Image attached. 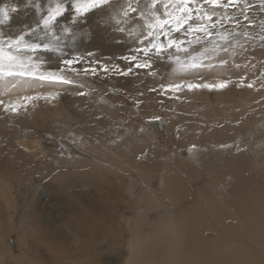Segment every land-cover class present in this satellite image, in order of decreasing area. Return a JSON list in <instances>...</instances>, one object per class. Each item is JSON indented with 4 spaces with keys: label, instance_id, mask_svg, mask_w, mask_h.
Wrapping results in <instances>:
<instances>
[{
    "label": "rangeland",
    "instance_id": "rangeland-1",
    "mask_svg": "<svg viewBox=\"0 0 264 264\" xmlns=\"http://www.w3.org/2000/svg\"><path fill=\"white\" fill-rule=\"evenodd\" d=\"M126 1L127 4L124 5L126 11L130 13L138 12L137 0H132V2H130L131 0ZM165 1L167 2V0H158L157 7H161V3H166ZM224 2L228 3L229 6L227 8L217 7L215 9L217 17H215L214 20L219 17H232L231 20H226L224 22L221 31L228 34L229 40L232 43L239 41L240 44L244 45V48L241 49L239 45H237L233 55L225 56L224 53L219 54L220 57L229 61L227 66H220L219 59L214 54H209L205 58L197 57L196 62L202 63L205 66L194 69L189 68L187 71H177L173 77L172 75L175 73L173 69H175L177 65L173 60L169 59L168 56L169 53H176L175 48L168 49L159 56L150 54L152 68H136L135 63L130 59V57L135 54L138 57V61L143 62L141 59L143 53L138 52L137 49H142L151 40V38H148L144 43H141L139 40L140 37L141 39L144 38L143 33L147 31L144 27V19L141 16L144 11H140L137 15L134 14V20L137 21H134V23L128 22L129 18L123 15L120 16L122 20L117 18L119 22H123V20L127 21V26L122 24H120V26L122 30H127L128 39L113 46V48L116 49L108 51L103 49V47L99 48L95 45H88L86 40H82L83 37L81 33L96 29V25L101 24L99 21H102L105 17L106 7L111 3H104L95 7L87 14L82 15L84 17L93 16L95 18V26L85 23L86 26L84 28L73 31L66 21L61 20L64 18V13L47 26L41 23L42 19L49 14V10L57 4L62 5L66 10L72 8L71 10L75 11L73 0H0V44L3 46L2 49H0V62L9 64L13 70H15L19 69L15 64L16 61L22 63L27 60L25 57L26 55L31 56L33 59L36 53H40L43 55H41L43 60H40L38 63L44 66V70H42L43 72L40 74H37V71L32 69L31 71L36 76H47L50 73H54L57 77L63 76L72 81L71 84L47 82L46 84L49 83V86L53 87L55 84V88H57L55 89L53 87L49 90H53L54 93H56L53 94L54 98H52L48 91L37 89L36 84L40 83L41 87L42 83L45 84V81L29 80L25 83L21 78L15 76L0 79V190L1 188H5L7 190L6 192L10 193L9 196L0 201V218H2L0 232L4 231L3 233L6 235V237H4V235L2 236L5 243L0 245V255L4 251V262L6 264L22 263V261H17L21 253L17 234L22 235L23 228L29 230L32 226V221L26 218L30 210L26 212V207H24L25 201L27 200L32 204V202L35 203L37 197L42 198V201L46 200L47 203L43 201V204H37H39L42 215L49 214V205L59 200V195L57 194L55 198L47 196L48 194L44 195L43 189L47 188L45 185L47 182H54L56 180L55 174L59 172L57 173L55 171L59 168L64 171L71 169L65 166L60 167V165L72 160L77 161L80 157L82 159H93L92 157L85 158L84 156L85 152H89V154L92 155L90 151L85 149L86 143L81 145L82 141L80 139L85 140L84 135H93L96 139H94L92 143L97 144V146H101V143L106 146L115 143L116 145H121L123 150H126L138 148L140 142H142L141 137L149 135L148 131L150 130V126L160 127L161 129L157 133L158 140L160 141L158 148L161 152L165 153L162 156L166 157L168 164H175L176 162V165L179 164L178 169L181 171H185V168L192 172L195 171V174L200 176L201 179L195 180L198 178L195 176L193 177L192 183L199 188L200 192L202 191L201 193L207 189L213 209V212H209L206 207L207 213L204 212L202 207H204V201L207 203L208 199L205 197L203 199L199 198L197 190H193L195 195H197L194 200L195 203L201 204V207H196L198 220L195 224V229L201 233V237H205V239L209 241L213 240L215 244L221 243L219 235L222 237L224 235L225 237H227V235H233V233L241 235L239 241L242 240V244L244 243L243 246H237V244L233 242L232 248H234V250L231 257L218 258H228L227 261L229 263L230 260L231 264L235 262H239L240 264H264V229L262 230L263 233H261L260 230H256L254 226L251 228L249 226L250 222L246 221V219L245 223H239L240 219L246 218L244 216L245 211L242 209L244 205H242L241 200L238 202L237 198L231 196L227 191L229 183L224 186L225 182H221L217 179L220 176L226 175L225 178H227L231 184L229 188L232 189V191L238 189V194L242 191L241 196H246L244 202L250 200L248 199L250 197L253 199H260L259 202L264 198V189H262L264 188V91L262 88L258 91V94L254 91L255 81L258 87L260 83L261 86H264V41L260 39V36L264 35V32H261L259 27L260 22L264 21V11L260 8V0H224ZM174 7L175 5L168 8L167 11L172 12ZM189 7L190 12L186 15H191L192 19H190L187 24H182L179 30H176V21L172 20L169 25L164 27L163 32L159 33L157 42H162L167 45L169 38L176 41H183V47L188 48L189 52L193 54L202 51L204 47L209 45V38L205 37L203 33H189L188 27L199 23L200 21L196 17L203 11H211L212 5L207 4L205 0H190ZM161 8H163L164 11H158L157 13L163 17L165 9L163 6ZM198 8L200 12L194 11ZM133 9H135V11H133ZM242 12L245 14H242ZM237 19L239 23L236 22ZM249 20L251 21V26H249ZM245 30L249 32L252 39L244 37L243 32ZM117 31H120V27H116L110 35L113 42L117 39L115 36V32ZM170 31L174 35H172ZM213 32H215V29H213ZM165 33H167V35H165ZM196 37L201 38L199 43H189V41H194ZM211 39L218 40L219 38L214 35ZM33 45H40L41 47L33 48ZM43 45H47L52 50H45L42 47ZM6 52L14 54L16 60L12 61L7 58L8 56H5ZM47 54L50 55L48 56L50 59L54 57L56 60H49V58L46 57ZM177 54L184 59L185 54L183 52ZM51 55L53 57H51ZM66 59H73L74 64L71 66L66 65L64 63ZM45 60H47L48 63H45ZM155 64L158 65L157 69L154 68ZM236 64L240 65V67H236ZM207 65H211V67ZM129 67L132 69L131 72H127ZM26 69L27 68H25V70ZM245 72L248 73V75L245 74ZM221 76L222 79H220ZM250 76H252V78ZM225 79L227 81V86L221 88L219 95L215 94L220 88H197V90H189L186 87L188 83L199 84L202 82L219 84ZM254 79L255 81H253ZM198 80L199 82H197ZM214 81L215 83H213ZM168 84H181L184 86L175 91H169L161 87L162 85ZM248 85H252V87L250 88ZM151 89H155V91H151ZM245 89L248 91H245ZM223 90L229 94L226 97L228 98L230 96V99H232V101H228L229 103L226 102L224 104L223 102L221 104L224 109H222L221 105V109L220 107L218 108L217 105H214L212 100H210L213 104L212 107H208V105L200 106L202 107L201 109L195 106L188 107L191 104L202 103L195 101L194 98L191 104H187L188 99H190V96L187 95V91L191 94L192 92L196 93V91L208 93V97L218 101L215 97H219L220 95L223 96ZM13 92L15 94L14 96ZM201 92L197 95H200ZM238 92H242L238 95L239 97L235 95L239 94ZM245 92H247L246 94L248 95L244 94ZM31 93L32 99L31 96H29ZM80 93L84 94L81 95ZM141 93L143 95H141ZM17 96L18 98H16ZM226 97L225 99H227ZM7 98L10 100L7 101ZM166 100H174L177 103L173 112L165 110L167 109ZM238 100L240 105L238 104ZM233 102H236V105L234 104L235 106L232 105ZM171 107L174 108L173 105ZM210 108H213V111L209 110ZM13 109H15V111H13ZM226 109L227 111H225ZM235 109H237V112ZM147 114L150 115L148 116ZM191 114H195V117L191 120L193 122L191 125L200 122L203 123V127H187V124H184L188 122V118ZM175 115H182L185 119L179 123L175 122V126L169 127V120ZM153 117H160V119H153ZM131 118L132 120L137 119L139 122L146 121L150 126L147 125L145 130L144 127L140 128L141 125L138 123V129L135 130V133H132ZM71 125L73 127H71ZM176 127L179 130H184V132L180 131L177 133L178 129ZM140 129H143V131L141 132ZM173 132L175 137H177L176 140L174 139L175 144L171 143L172 141L169 139L170 134ZM181 133H187L188 136L192 135V137L189 140H185ZM80 135L82 136L80 137ZM151 135L153 136V134ZM213 137L214 140L212 139ZM153 139H155L154 136ZM254 139L256 140L254 141ZM180 140L182 142L185 141L184 147L182 148H180ZM193 145H195V148L192 152H189V149L192 148ZM145 148L144 152L138 150L134 156L137 157L145 152V155H147V153H151L158 149L155 148V146L152 148V145H146ZM173 148L175 150H173ZM179 148L184 153H182ZM176 150L181 151L180 158L179 154L177 156L175 153ZM207 151L209 152L207 153ZM229 156H231V158H229ZM178 158L180 161L182 160V163L178 161ZM164 163L165 162H161L160 166L162 165L164 167ZM105 164L111 166L109 162ZM47 165H52L51 167H54V174H50V177L54 175V179L51 180L49 177L50 179L46 178L48 180L43 179L40 180L41 182L37 185L34 184L33 181L35 182L38 180L39 173L43 172L41 169H45ZM189 166L190 168H188ZM163 167L161 168L162 170L164 169ZM113 168L119 169L117 165H114ZM224 170L226 171L224 172ZM207 171L211 173L207 174ZM132 172L124 175V184L127 185V181L132 186L133 194L131 197L135 203L136 209L128 211L127 215L124 213L118 214V212L122 210L119 202L113 215L111 213L106 214L109 228L103 234L105 238L104 243L98 244L90 241L86 245L88 253L85 254L82 251V257L77 260L74 258L63 259L56 257L48 250L38 246L37 255L32 256V264H46L49 259H52L55 263L48 264H96V258L102 251L103 253L102 255L100 254V256L105 258L106 264H113V262L119 264V261L121 262L120 259H123L122 264H131L130 260H128L131 258V249L128 239L129 220L125 221L122 219L119 223L117 216H126L125 218H129L132 222L130 223L132 227L136 225V227L142 229L143 233L146 234L152 231V222L159 219V214H164V211L166 212L167 209L169 211L175 209L174 206H169L170 198L174 197L173 192H169L163 199L167 209L161 207L159 210L153 209L150 211L148 213L149 215L147 214L149 219L146 220L148 224L146 225L143 221V212L140 210L141 203L137 201V199H140L138 184L145 175L138 174V171H134L136 173ZM184 175L182 178L187 180L186 175ZM160 176V171L153 172L151 176L152 180L150 186L153 188L155 187L156 190H163V187L159 183ZM208 176H211L213 179L209 180ZM205 177L208 179L205 180ZM112 179L115 183L119 181L118 175H114ZM210 181L212 184H210ZM186 183L189 186V182ZM237 185L238 187H236ZM43 186L45 187L43 188ZM181 186L182 184H179V187ZM34 191H38L37 197L36 192L34 195ZM85 193L89 200L97 199L96 195L88 191H85ZM254 193L256 198L253 195ZM9 197H14V202H11ZM101 200H104L106 203L105 205L109 206L108 199L102 198ZM224 202L226 206L223 204ZM46 206L48 210L45 209ZM237 206L240 208V215L237 214L236 210L231 209ZM110 208L112 207L110 206ZM182 209L183 207L180 210ZM224 209H226V211H224ZM228 209H231V212H228ZM202 212L204 215H202ZM50 215H55V213H50ZM205 216L207 219H210V221L214 220L213 227L205 226L207 225L204 221L206 220ZM21 222L23 225H20ZM246 226L248 230L245 229ZM257 233L260 234V238L257 237ZM115 238L118 239L116 240ZM31 241L32 237L28 241L27 246L29 244L30 246L32 245L29 243ZM123 243L125 244V248L123 247ZM79 244H81V242ZM203 245L202 241L200 244L201 249ZM8 248L9 251L6 253L5 249ZM10 248H13L15 251L14 257ZM213 252L214 255L218 256L222 254L215 251ZM178 253L179 250L172 244V249L168 252V258L170 260L167 264L176 262L175 259ZM201 255H203L202 251ZM209 257L213 258L214 261L218 259L213 255ZM133 258L136 259L137 256L135 255Z\"/></svg>",
    "mask_w": 264,
    "mask_h": 264
},
{
    "label": "bare ground",
    "instance_id": "bare-ground-1",
    "mask_svg": "<svg viewBox=\"0 0 264 264\" xmlns=\"http://www.w3.org/2000/svg\"><path fill=\"white\" fill-rule=\"evenodd\" d=\"M130 2H132V0ZM150 2H151V0H137L138 12L130 13V12L126 11V9L124 8V5L127 4L126 0H107L106 3H111V4H109L105 9V17L102 19V21H99V23H101V24L96 25V29H94L93 31L81 33V36L83 37L82 40L83 39L86 40L88 45H92V46L95 45L96 47H99V48L103 47V49L108 50V51H110L111 49H116V48H113V46H116L118 43H121L122 41L128 39L127 30H122L121 26H120V24L127 26V21L123 20V22H119L117 20V18L121 19L120 16L123 15L126 18H129L128 22L134 23V21H135L134 20V14L137 15L140 11L145 12L146 9L148 8ZM128 4H131V3H128ZM162 6H163V3H161V7ZM161 7H157V5H156L155 10L157 12L158 11L163 12L164 10ZM71 9L72 8L67 9L65 12H63L64 13L63 14L64 20L63 19H61V20L66 21L68 26H70L73 29V31L81 30L82 28H84L86 26L85 23H87L91 26H95L96 23H95V18L93 16L84 17L82 15H78L77 13H75V11H73ZM135 22H137V21H135ZM135 26H136V24H135ZM116 27H120V31L115 32V36L117 37V39L113 42V39L110 37V35L116 29ZM121 31H122V33H121ZM170 33L172 35H174L171 31H170ZM11 54L12 53L6 52L5 56L6 57L8 56L7 58H9V56H11L12 61L16 60L15 55L14 54L11 55ZM24 54H25V52H24ZM24 54H22V55H24ZM41 55L42 54H40V53H36V56H34L33 59L31 56L26 55L25 57L27 60L25 62L19 63V61H16L15 64L17 67H19V69L20 68L21 69L27 68L28 70L33 69V70L37 71V74H40L41 72H43L42 70H44V68H43L44 66L38 63L40 60H43L42 59L43 55L42 56ZM48 56H50V55L47 54L46 57L49 58ZM51 57H53V56L51 55ZM51 59L49 58V60L53 61L54 57ZM6 60H9V59H6ZM54 60H56V59H54ZM46 62H47V60H45V63ZM154 68L157 69L158 65L155 64ZM45 69H47V68H45ZM202 71H201V73H202ZM175 74H176V72L173 73L172 76L174 77ZM245 74L248 75V73H246V72H245ZM237 75H239V74H237ZM147 76H150V75H147ZM222 76H224V75H222ZM222 76L220 79H222ZM135 77H137V76H135ZM250 77L252 78V76H250ZM224 81H226V79ZM253 81H255V79ZM197 82H199V80ZM46 83H47V81H45V84L42 83L41 87H40V83H37L36 84L37 89L43 90V91L46 90L53 97V94H56V93H54L53 90H51V91H49V90L53 87L55 88L56 85L54 84V86L52 87V86H49L50 85L49 83L48 84H46ZM213 83H215V81ZM26 87H29V86H26ZM261 88L264 91V86L263 85L261 86V83H260V86L258 87V84L255 81V87H254L255 93L258 94V91L261 90ZM55 89H57V88H55ZM247 89H248V87H247ZM196 90H197V88H196ZM198 90H200V89H198ZM205 90H207V89H205ZM30 91H29V93H30ZM220 91H221V88L217 91V93L215 95H219ZM245 91H248V90L245 89ZM8 92H10V91H8ZM199 92H201V91H198V92L196 91V93L192 92V94H191L189 91H187V95L190 96V99H188L187 104H191V102L194 98H195L194 99L195 101L202 103V104H191L188 107L195 106L198 108V107L204 106V105H208V107L209 106L212 107L213 104L210 101V100H212L214 102V105H217V107L219 108L223 102L225 104L226 102L229 103L228 101H230V100L232 101V99H230V96L228 98L226 97L229 94L226 93L225 90H223V96L220 95L219 97H215V98H217L218 101L208 97L209 96V95H207L208 93H202L201 92L202 94L200 93V95H197ZM20 93H21V91H20ZM241 93L235 94V95H237V97H239L238 95H240ZM246 93L247 92H245L244 94H246ZM14 95L15 94L13 92V96ZM246 95H248V94H246ZM29 96H31V99H32V93ZM225 97L229 100L225 99ZM16 98H18V96ZM21 98H22V96H21ZM218 98L219 99L222 98V99L219 100ZM232 98H233V96H232ZM28 99H29V97H28ZM9 100L7 98V101H9ZM235 103L233 102V104L232 103L231 104L233 106H235L236 105ZM171 104L174 106V108L171 107L172 106ZM238 104H239V100H238ZM176 105H177V103L174 100H171V101L166 100L167 109H165V110L166 111L169 110V111L173 112L176 108L175 107ZM221 107H222V105H221ZM221 107H220V109H221ZM201 108L202 107H200V109ZM241 108H242V106H241ZM212 109L210 108L209 110H212ZM214 109H217V108H214ZM222 109H224V108L222 107ZM197 110H199V109H197ZM225 111H227V109ZM235 111L237 112V109H235ZM214 112H215V110H214ZM218 114H219V112H218ZM147 115L149 116L150 114H147ZM194 115L195 114H191L188 118V122L184 123V124H187L186 125L187 127H194V126H196V128H197V126L203 127V125H202L203 123H200V122H197V123L191 125V123H193L191 120L195 117ZM132 118L130 120L132 133H135V130L138 129V127H137L138 123L141 125L140 128L144 127L145 130H146L147 125L150 126V124L146 121L139 122V121H137V119L132 120ZM184 119H185V117L182 115H175L172 119L169 120V123H170L169 127L175 126V122L179 123V122H182ZM223 119H224V117H223ZM211 122H213V121H211ZM209 126H210V124H209ZM71 127H73V126L71 125ZM232 127H234V126H232ZM160 130H161L160 127L150 126V130L148 131L149 135L145 136L146 138L141 137L142 142H140V146L138 148H131V149H126V150H123L121 145H116L115 143H113L112 145H108V146L101 143V146H97V144L92 143V141L94 139H96L95 137H93V135L91 136L88 134V135H86L87 137L84 135L85 140L80 139L82 141L81 145L86 143L85 149L92 153V155H91V154H89V152H85L84 156H85V158L86 157L87 158L92 157L93 159H89V158L88 159H82L80 157L77 159V161L72 160V161L66 162L65 164H61V165L59 164L60 167L65 166V167H70L71 169L66 170V171H64L60 168L57 169L55 172H57V173L59 172V173L55 174V178L57 180V181L55 180L56 183H55V181L54 182L50 181V182H47V184H45L47 186V188H44L45 186H43L44 195L48 194L47 196H51L52 198L57 197L56 196L57 194L59 195V200L54 201L53 203H51L49 205V210H50L49 214L42 215V212L39 209L40 207H39V204H37V203L43 204L46 200H43L44 201L43 202L42 198L37 197L38 191H34V195L36 192V197H37V200L35 201V203L32 202V204H31L29 201H27V200L25 201L24 207H26V212H28L30 210L27 213L26 218H29L32 221V226H31V229H29V230L23 228L22 229L23 230L22 235L17 234V239L19 241L18 242L19 247L21 248V253L19 254V257L17 258V261H22L21 264H32V256L37 255L38 246H41L44 249L48 250L50 253L54 254L56 257H60L63 259L74 258L77 260V259H80L82 257V253H81L82 251L85 254L88 253V249L86 248V245L90 241L96 242L98 244L104 243L105 238H104L103 234L109 228V223L106 219V214L111 213L113 215L115 213L114 210L117 209L119 202H120L119 204L121 205L122 210L120 212H118V214L124 213L127 215L128 211H130L132 209H136L135 203L131 197L133 194L132 186L127 181H126L127 185L124 184V181H125L124 175H127V174L131 173L132 171H133L132 173H136L134 171H138L139 172L138 174L145 175L144 178L138 184L139 185L140 199H137V201L141 203L140 210L143 212L144 223L146 225H148L146 222V220L149 219L148 213L150 211H152L153 209L159 210L161 207H164L165 209H167L164 205L163 199H164V196L167 195L169 192H173V194H174V197L170 198L169 206H174L175 209H173L172 211H169L167 209L166 212L164 211V214H159L160 215L159 219H157V220L153 219L154 220L152 222L153 229L151 232L146 233V234L143 233L142 229H139L138 227H136V225L134 227H132L130 225V223H132V222L130 221L129 218H125L126 217L125 215H124L125 217H123L121 215L117 216V220H119V223L122 219L125 221L129 220L128 239H129V244H130V249H131V256H130L131 258H129L128 260H130V263L131 264H167L170 260L168 258V252L172 249V244H174V246L177 247V249L179 250V253L177 254V257L175 259L176 262H172V264H231L230 260L228 263V261H227L228 258L227 259H225V258L219 259L218 257H229L230 258L231 255L233 254V250H234V248H232L233 242H235L237 244V246L238 245L243 246L244 243L242 244V240L239 241L240 240L239 237L241 235L240 234H234V233H233V235H230V236L227 235V237H225V235L223 237L221 235H219L221 238V239H219L221 243H215V244L213 243L214 242L213 240L209 241V240H206L205 237H201V233H199L198 230L195 229V226H196L195 224L198 220V215L196 214V207L197 206L201 207V204L195 203L194 200L196 199L197 195L199 198H202V199L205 197L208 200H207V203H205V201L203 203L204 207H202V208L204 209V212H206V207L209 210V212H213V209L211 206L212 203L210 200V196L208 195L207 189L203 193H201L202 191L200 192L199 188L192 183L193 177H195V176L198 177L195 180L201 179L200 176L195 174V171L192 172L187 168H185V171H181L178 169L179 164L176 165V162H175V164H168L166 157L162 156L165 153L161 152L158 148L160 145V141L158 140L157 133ZM180 131L184 132V130L178 129L177 133ZM185 131H188V130H185ZM239 131H241V130H239ZM236 132H238V131H236ZM151 134H153L155 139H153V136ZM181 134L183 135L182 137L185 140H189L192 137V135L188 136L187 133L186 134L181 133ZM94 135H95V133H94ZM81 136L82 135H80V137ZM197 136H198V134H197ZM224 138H225V136H224ZM169 139L172 141V142L170 141L171 143L175 144L174 139L176 140L177 137H175L174 132L170 134ZM212 139L214 140V137ZM255 140L256 139H254V141ZM21 144H22V142H21ZM184 144H185V141H183V142L181 141V146L179 145L180 148L184 147ZM146 145H149V146L152 145V148H153V146H155V148H158V149H156L155 151H152L151 153H147V155H145V153H146L145 152L142 155L135 157L134 154L138 150H142L143 152L145 151ZM27 146H28V144H27ZM166 148H168V147H166ZM248 148H249V146H248ZM251 149H252V146H251ZM149 150H150V148H149ZM152 150H154V149H152ZM173 150H175V149L173 148ZM180 150H178V151L176 150V152H175L177 154V156L179 154V158H180V152L182 151V150L181 151ZM208 152L209 151H207V153ZM182 153H184V152L182 151ZM213 157H214V155H213ZM179 158H178V161H180ZM229 158H231V156H229ZM238 160H239V158H238ZM225 161H226V159H225ZM106 162H109L111 166H108L107 164H105ZM149 162H152V163H149ZM161 162L166 163V164L165 163L163 164V165H165L164 167L162 165L160 166ZM114 165H117L119 167V169L113 168ZM51 166L52 165H47V167L45 169H41V171H43V172L39 173L38 180L35 179L36 181L35 182L33 181V183L37 185L39 182H41L40 180H43V179L48 180L46 178H49L50 174H54V172H53L54 167H51ZM50 167H51V170H50ZM162 167L164 168L163 170L161 169ZM180 167H181V165H180ZM55 168H57V167H55ZM73 168H79V169H73ZM188 168H190V166ZM155 171H160L161 176L159 178V183L163 187V190H159V189L156 190L155 187L153 188L150 186L151 180H152L151 176H152V173ZM225 171L226 170H224V172ZM182 173H183V175L184 174L186 175L187 180L182 178L183 177ZM208 173L210 174L211 172L207 171V174ZM114 175H118V177H119L118 183H115L114 180L112 179L114 177ZM208 177H209V180L213 179L211 176H208ZM225 177H226V175H223V176L218 177L217 179L220 180L221 182H225L224 186L229 183L227 191L231 194V196H233L234 198H237L238 202H240V200H241L242 205H244V206H242V209L245 211L244 216L246 218L240 219L239 223H245V219H246V221L250 222L249 226L251 228L254 226L256 228V230H260V232L263 233L262 230L264 229V198L259 202L260 199L258 200V199H253L252 197H250V198H248L250 200H248L247 202L246 201L244 202V200L246 199L245 198L246 196H241L242 191L241 192L239 191L241 194L240 193L238 194V192H237L238 189L237 190L235 189L232 191V189L229 188V186H231V184L228 181V179ZM50 178H51V180L54 179V175H53V177H50ZM207 179L208 178L205 177V180H207ZM186 182H189V186L187 185ZM179 184H182V186L179 187ZM198 184H200V183H198ZM210 184H212L211 181H210ZM211 187H212V185H211ZM236 187H238V185ZM194 188H196V189H194ZM40 189H42V188H40ZM262 189H264V188H262ZM193 190L194 191L197 190V195H195ZM6 191L7 190L5 188H1V190H0V201L3 198L10 195V193L6 192ZM85 191H88V192L92 193L93 195H96L97 199L96 200H89L86 196ZM246 191H248V190H246ZM51 193H53V194H51ZM54 193H56V194H54ZM216 195H217V193H216ZM253 195L256 198L255 193ZM102 198L108 199L109 206L105 205L106 203L104 202V200H101ZM9 200H11V202L12 201L14 202V197H11V198L9 197ZM6 203H7V201H6ZM46 203H47V201H46ZM223 204L226 206L225 202ZM240 204H239V207H240ZM220 205H222V204H220ZM110 206L112 208H110ZM222 206H221V209H222ZM182 207H183V209L180 210ZM239 207L237 206L236 208H231V209L236 210L237 214L240 215L241 212H240ZM45 209L48 210V207L46 206ZM231 209H228V212H231L230 211ZM224 211H226V209H224ZM50 213H55V215H50ZM202 215H204L203 212H202ZM205 219L206 220L203 219L205 221V223L207 224L205 226L206 227H213L214 220L210 221V219H207L206 216H205ZM1 221H2V218H0V223H1ZM20 225H23V223L21 222ZM240 228H241V226H240ZM246 228H248V227L246 226L245 229ZM230 229H231V226H230ZM246 230H248V229H246ZM3 232L4 231L0 232V245L5 243L4 238L2 236L4 235V237H6V235ZM250 232H251V230H250ZM99 234H100V236H99ZM254 236H255V234H254ZM31 237H32V241L29 243H31L32 245L30 246V244H29L27 246L28 241L30 240ZM257 237L260 238L259 233H257ZM115 239L117 240L118 238H115ZM22 240H23V242H22ZM202 241H203L204 245L201 249L200 244ZM80 242H81V244H79ZM245 243H246V240H245ZM123 247L125 248L124 243H123ZM10 250H11V253L14 257L15 256L14 255V252H15L14 249L10 248ZM8 251H9V248L5 249L6 253H8ZM100 251H101V248H100ZM201 251L203 252V255H201ZM213 251L218 252V253H222V254L219 256L214 255ZM102 253H103V251H102ZM102 253H100V254L102 255ZM4 254L5 253L3 251L2 254L0 255V258H1L0 264H6L4 262ZM100 254H98V256L96 258V264H106L105 258H102L100 256ZM198 254H199V257H198ZM135 255L137 256L136 259L133 258V256H135ZM210 255H213V256L217 257L218 259H216L214 261L213 258L209 257ZM108 259H109V256H108ZM120 260H121V262L119 261V264H122L123 259H120ZM48 263H55V262L52 259H49L46 264H48ZM35 264H38V263H35ZM113 264H115V263L113 262ZM234 264H240V263L235 262Z\"/></svg>",
    "mask_w": 264,
    "mask_h": 264
},
{
    "label": "snow or ice",
    "instance_id": "snow-or-ice-1",
    "mask_svg": "<svg viewBox=\"0 0 264 264\" xmlns=\"http://www.w3.org/2000/svg\"><path fill=\"white\" fill-rule=\"evenodd\" d=\"M107 0H73V6L74 10L78 15H85L89 11L93 10L95 7H98L104 3H106ZM207 4L212 5L211 11H203L199 16L196 18L200 21L199 23H196L195 25H190L188 27L189 33H203L205 37L209 38V45L207 47H204L202 51L198 53H190L189 49L186 47H183L184 42L183 41H176L174 39L169 38L167 45H165L162 42H157V37L159 33L163 32L164 27L170 24L172 20L176 21V30H179L182 24H187L190 19H192L191 15H186L190 12V0H167L166 3H163V7L165 9L164 16L161 17L157 11L155 10V6L158 3V0H151V3L149 4L148 8L144 13L141 14L142 18L144 19L145 25L144 27L147 29L145 33H143V39L140 37V42L144 43L146 39L151 38L150 42L147 43L145 47L142 49H137L138 52L143 53V57L141 58L143 62L138 61L137 55H132L130 57L131 61L135 63V67L139 69L149 68L151 67V55H162L165 51L171 48L176 49V53H169L168 58L173 60V62L177 65L175 69H173V72L177 71H187L189 68H198L203 67L202 63H197V57L205 58L209 54H214L218 59L220 66H227L229 61L223 57H220V53H224L225 56L233 55L235 52V49L237 45L241 49L244 48L243 44H240L239 41L236 43H232L229 40V36L227 33H224L221 31V29L224 26V22L226 20H231L232 17H219L214 20L215 17H217V13L215 9L217 7H224L227 8L229 6L228 3H225L224 0H205ZM175 5L172 12L167 11L168 8L173 7ZM202 7V6H201ZM260 8L262 11H264V0H260ZM66 11V9L62 6L57 4L55 7L51 8L49 10V14L45 16L41 23L45 26L49 25L51 22H53L55 19H57L63 12ZM135 11V9H133ZM194 11L200 12V9H195ZM242 14H245L242 12ZM247 19V17H246ZM237 23H239L238 19L236 20ZM249 26H251V21L249 20ZM260 30L261 32H264V21L260 22ZM213 29H215V32H213ZM167 35V33H165ZM217 36L219 39H211L213 36ZM244 37L248 39H252L249 32L245 30L243 32ZM22 38V37H21ZM200 37H196L194 41H189V43H199ZM261 41H264V35L260 36ZM2 44H0V49H2ZM41 47L40 45H33V48ZM45 50H52L47 45L42 46ZM154 50V51H153ZM183 52L185 54L184 59L181 58L180 55L177 53ZM151 54V55H150ZM147 58V59H143ZM9 59H11V56H9ZM127 59V58H126ZM64 63L68 66H71L74 64L73 59H66L64 60ZM211 67V65H207ZM236 67H240V65H236ZM7 69V70H6ZM132 69L129 67L127 69V72H131ZM127 74V73H125ZM19 77L21 78L25 83H27L29 80L32 81H47L52 83H63V84H71L72 81L68 80L67 78L60 76L57 77L54 73H50L49 75H39L36 76L31 70H25V69H15L9 65L5 64L3 62H0V79H3L4 77ZM184 85L181 84H168V85H162L161 87L163 89H167L169 91H175L176 89L183 87ZM227 86V81H222L219 84H208V83H188L186 87L189 90L196 89V88H225ZM249 87H252V85H248ZM151 91H155V89H151ZM58 94V93H57ZM83 95L84 93H80ZM141 95H143L141 93ZM54 98V95L53 97ZM15 111V109H13ZM153 119H160V117H153ZM142 132L143 129H140ZM195 148V145L192 146V148L189 149V152H192V150Z\"/></svg>",
    "mask_w": 264,
    "mask_h": 264
}]
</instances>
